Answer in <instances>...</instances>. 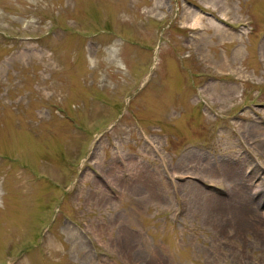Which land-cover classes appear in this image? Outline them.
<instances>
[{
  "label": "rangeland",
  "instance_id": "rangeland-1",
  "mask_svg": "<svg viewBox=\"0 0 264 264\" xmlns=\"http://www.w3.org/2000/svg\"><path fill=\"white\" fill-rule=\"evenodd\" d=\"M0 264H264V0H0Z\"/></svg>",
  "mask_w": 264,
  "mask_h": 264
},
{
  "label": "bare ground",
  "instance_id": "bare-ground-1",
  "mask_svg": "<svg viewBox=\"0 0 264 264\" xmlns=\"http://www.w3.org/2000/svg\"><path fill=\"white\" fill-rule=\"evenodd\" d=\"M198 20H199V17H195L194 18V22L192 23L193 25H195V24H198ZM257 204H259V202H256ZM260 205H261V203H260Z\"/></svg>",
  "mask_w": 264,
  "mask_h": 264
}]
</instances>
